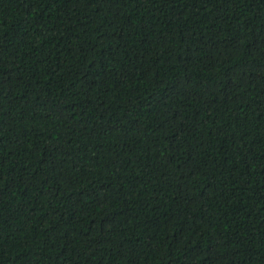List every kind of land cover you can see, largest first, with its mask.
<instances>
[{"label":"trees","instance_id":"1","mask_svg":"<svg viewBox=\"0 0 264 264\" xmlns=\"http://www.w3.org/2000/svg\"><path fill=\"white\" fill-rule=\"evenodd\" d=\"M0 264H264V0H0Z\"/></svg>","mask_w":264,"mask_h":264}]
</instances>
